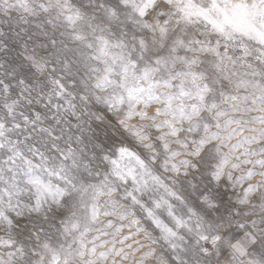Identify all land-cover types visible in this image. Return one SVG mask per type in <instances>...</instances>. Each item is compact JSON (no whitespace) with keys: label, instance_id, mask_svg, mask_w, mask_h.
<instances>
[{"label":"snow or ice","instance_id":"6c2138e0","mask_svg":"<svg viewBox=\"0 0 264 264\" xmlns=\"http://www.w3.org/2000/svg\"><path fill=\"white\" fill-rule=\"evenodd\" d=\"M0 264H264V0H0Z\"/></svg>","mask_w":264,"mask_h":264},{"label":"clouds","instance_id":"9594fccd","mask_svg":"<svg viewBox=\"0 0 264 264\" xmlns=\"http://www.w3.org/2000/svg\"><path fill=\"white\" fill-rule=\"evenodd\" d=\"M110 130L115 131L114 129ZM94 131L101 139H104L105 133L102 129ZM85 135L93 137V132H86ZM97 143H99V141L94 138L91 143L87 140L85 141V144L87 145L86 154L89 155V157L91 156L94 145ZM181 158L187 157L177 158V162ZM164 160L165 156L162 155L160 160L154 164L151 159V153H148L146 163L153 169V174L160 178V182L162 184H166L169 190H174L181 197L179 201H175L176 211L185 219H188L189 223L192 225H196L198 217L202 215V213L198 211V207L200 205L209 209L213 204L217 207L219 206L218 201L212 200V195L215 194L218 188H222L223 190L229 192L231 191L230 188L220 185L219 182L215 180H213L211 185H209L208 181H206L204 177L209 176L211 174L210 172H204L201 174L199 168L193 169L191 167L181 165L180 171L177 173L172 170L170 164L165 166ZM115 183L118 184L119 182L115 181ZM153 194L157 193L153 192ZM217 216L218 214L213 212V217Z\"/></svg>","mask_w":264,"mask_h":264}]
</instances>
